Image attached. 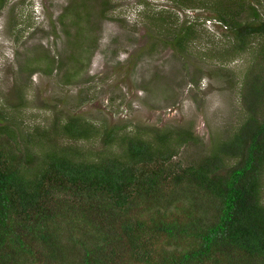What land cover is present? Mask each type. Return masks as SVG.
Wrapping results in <instances>:
<instances>
[{
	"label": "trees",
	"instance_id": "1",
	"mask_svg": "<svg viewBox=\"0 0 264 264\" xmlns=\"http://www.w3.org/2000/svg\"><path fill=\"white\" fill-rule=\"evenodd\" d=\"M206 2L236 50L254 36L263 54L264 4ZM168 16L158 12L154 25L165 26L164 46L182 51L195 23L175 29ZM242 88L239 123L201 150L192 126L102 128L103 148L90 157L77 143L100 129L79 115L34 127L26 136L45 138L35 141L41 150H18L10 117L0 113V264H264V68L250 71ZM181 148L200 152L182 165ZM172 192L177 201L166 197ZM205 208L212 221L201 218Z\"/></svg>",
	"mask_w": 264,
	"mask_h": 264
},
{
	"label": "rangeland",
	"instance_id": "2",
	"mask_svg": "<svg viewBox=\"0 0 264 264\" xmlns=\"http://www.w3.org/2000/svg\"><path fill=\"white\" fill-rule=\"evenodd\" d=\"M104 1L0 0V113L10 117L16 149L40 151L35 141L45 138L27 132L51 128L67 115L83 116L100 129L77 143L90 157L103 148L102 128L192 126L201 150L239 123L242 83L250 71L264 68L260 39L252 36L236 50L232 32L221 27L206 0ZM158 12L169 15L175 29L195 23L184 50L163 45L165 26L153 22ZM58 130L48 136L63 143ZM180 150L182 165L200 152ZM172 193L166 197L177 201ZM65 200L78 205L73 193ZM204 213L201 218L214 219L213 210Z\"/></svg>",
	"mask_w": 264,
	"mask_h": 264
},
{
	"label": "clouds",
	"instance_id": "3",
	"mask_svg": "<svg viewBox=\"0 0 264 264\" xmlns=\"http://www.w3.org/2000/svg\"><path fill=\"white\" fill-rule=\"evenodd\" d=\"M37 8H38V3H37V5L35 4V5L33 6L34 13L38 11ZM218 21H219V20H218ZM220 22H221V27L225 29L226 26L222 23V21H220Z\"/></svg>",
	"mask_w": 264,
	"mask_h": 264
}]
</instances>
